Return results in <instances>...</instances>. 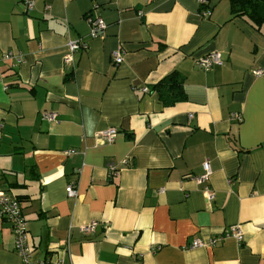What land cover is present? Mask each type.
I'll use <instances>...</instances> for the list:
<instances>
[{"label": "crops", "instance_id": "crops-1", "mask_svg": "<svg viewBox=\"0 0 264 264\" xmlns=\"http://www.w3.org/2000/svg\"><path fill=\"white\" fill-rule=\"evenodd\" d=\"M34 3L0 0V187L20 202L31 261L264 264V25L226 0ZM213 51L225 62L206 71L196 61ZM175 71L186 97L166 104L156 85ZM231 226L242 240L219 238ZM0 264H24L1 213Z\"/></svg>", "mask_w": 264, "mask_h": 264}, {"label": "built area", "instance_id": "built-area-1", "mask_svg": "<svg viewBox=\"0 0 264 264\" xmlns=\"http://www.w3.org/2000/svg\"><path fill=\"white\" fill-rule=\"evenodd\" d=\"M27 3L28 8H32L35 3L34 0H25ZM205 0H200V2H204ZM91 22V29H90V35L96 36L100 31H103V29L106 27V23L103 20L101 16H96L90 19ZM80 42V43H79ZM69 47L71 50V54L75 52L77 49L86 48L88 47L87 43L83 41H71L69 43ZM68 54L66 56V61L71 62L73 61V55ZM114 59L117 63H121L123 61L122 52L121 50H116L113 53ZM4 58H15L18 62H23V55L21 53L15 54L11 51L7 52L4 55ZM224 58L220 51H213L209 54H206L200 58L197 59L196 63L203 68L206 71H209L214 66L217 65H223L224 64ZM264 73V69H258L255 71L256 75H262ZM144 91L148 90V87L142 88ZM43 116L48 119L49 121H54L57 119V113L45 111L43 112ZM192 116V115H190ZM233 119H241L240 113H232ZM117 133L116 128H108L105 129L102 134L109 139V141H113L115 138V135ZM203 169L204 173L202 175L194 177V179L199 183H205L208 182L210 179V176L212 174V167L209 161H205L203 163ZM113 173H117L118 170L115 168L113 169ZM205 191L207 194V197L209 200H212L214 198V192L209 187V184L205 186ZM67 192L70 196L76 195V190L73 185H69L67 187ZM0 213L1 215L8 220L11 223L12 231L15 236V250L16 252L21 256L22 261L24 264H63L62 260L59 259L57 261H48V260H41L37 262H32V252L33 247L30 243L29 239V230H28V222L26 217L24 216L22 212V208L20 206V202L18 199L8 193L4 188L0 187ZM97 226V222H93L90 225H87L84 227L85 231L92 232L95 231ZM228 237H235L239 241L243 238V231L238 226H231L229 229H226L224 233H222V236L219 238H228ZM220 239H213L211 243H215ZM205 242L202 241L199 238H196L192 242V247H199L204 246Z\"/></svg>", "mask_w": 264, "mask_h": 264}, {"label": "trees", "instance_id": "trees-1", "mask_svg": "<svg viewBox=\"0 0 264 264\" xmlns=\"http://www.w3.org/2000/svg\"><path fill=\"white\" fill-rule=\"evenodd\" d=\"M232 16L246 19L256 29L264 25V1L262 0H230ZM184 78L178 72H173L161 79L156 87L166 104H172L185 99L183 90Z\"/></svg>", "mask_w": 264, "mask_h": 264}, {"label": "rangeland", "instance_id": "rangeland-1", "mask_svg": "<svg viewBox=\"0 0 264 264\" xmlns=\"http://www.w3.org/2000/svg\"><path fill=\"white\" fill-rule=\"evenodd\" d=\"M226 2H227V3H230V5H231V1H230V0H226Z\"/></svg>", "mask_w": 264, "mask_h": 264}]
</instances>
